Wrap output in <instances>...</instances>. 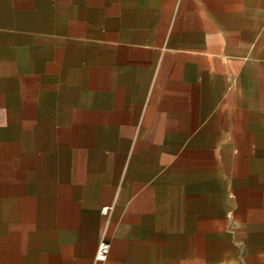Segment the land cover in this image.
I'll use <instances>...</instances> for the list:
<instances>
[{"label":"crops","instance_id":"0c3cea01","mask_svg":"<svg viewBox=\"0 0 264 264\" xmlns=\"http://www.w3.org/2000/svg\"><path fill=\"white\" fill-rule=\"evenodd\" d=\"M0 264H264V0H0Z\"/></svg>","mask_w":264,"mask_h":264},{"label":"built area","instance_id":"2783aa9c","mask_svg":"<svg viewBox=\"0 0 264 264\" xmlns=\"http://www.w3.org/2000/svg\"><path fill=\"white\" fill-rule=\"evenodd\" d=\"M103 210L105 211L106 208H103ZM110 241L107 238H103L100 242H99V246H98V250H97V255L96 258L97 260H106L110 251Z\"/></svg>","mask_w":264,"mask_h":264}]
</instances>
